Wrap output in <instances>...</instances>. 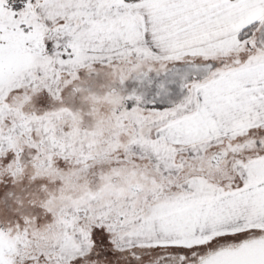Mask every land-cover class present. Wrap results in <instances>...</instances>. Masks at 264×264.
<instances>
[{"label": "snow or ice", "instance_id": "snow-or-ice-1", "mask_svg": "<svg viewBox=\"0 0 264 264\" xmlns=\"http://www.w3.org/2000/svg\"><path fill=\"white\" fill-rule=\"evenodd\" d=\"M0 264H264V0H0Z\"/></svg>", "mask_w": 264, "mask_h": 264}]
</instances>
